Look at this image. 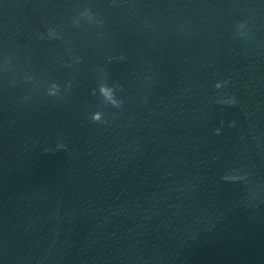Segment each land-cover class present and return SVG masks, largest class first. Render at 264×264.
Returning <instances> with one entry per match:
<instances>
[{
  "label": "water",
  "instance_id": "95a60500",
  "mask_svg": "<svg viewBox=\"0 0 264 264\" xmlns=\"http://www.w3.org/2000/svg\"><path fill=\"white\" fill-rule=\"evenodd\" d=\"M0 264H264V0H0Z\"/></svg>",
  "mask_w": 264,
  "mask_h": 264
},
{
  "label": "clouds",
  "instance_id": "9594fccd",
  "mask_svg": "<svg viewBox=\"0 0 264 264\" xmlns=\"http://www.w3.org/2000/svg\"><path fill=\"white\" fill-rule=\"evenodd\" d=\"M239 27L242 29L244 27L243 24H240ZM241 35H243V33H241ZM222 83H226L225 82H221V81H217L215 84V87L217 89H219L222 86ZM118 86H113V85H109L107 83H100L98 85L99 88V92L102 95V97L104 98V100L107 103H110L112 106L114 107H120L122 104V101L120 99H118L115 95V88ZM59 85H57L56 83H53L52 86L49 88V94L51 95H55L58 91ZM93 93H95V90H93ZM231 103H235L234 100L230 101ZM91 119L95 122H105L104 118H103V114L101 111L97 110L94 111L91 114ZM234 123V122H233ZM217 132V134H219V132L221 131L219 128H217L215 130ZM60 147H64V145H60Z\"/></svg>",
  "mask_w": 264,
  "mask_h": 264
}]
</instances>
